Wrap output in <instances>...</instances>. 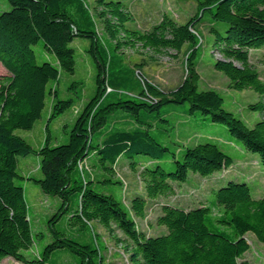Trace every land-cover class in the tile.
Returning a JSON list of instances; mask_svg holds the SVG:
<instances>
[{"label": "trees", "instance_id": "16d2710c", "mask_svg": "<svg viewBox=\"0 0 264 264\" xmlns=\"http://www.w3.org/2000/svg\"><path fill=\"white\" fill-rule=\"evenodd\" d=\"M126 1H95L103 35L86 0H8L11 8L0 11V63L7 70L0 77V264L7 257L25 264H58L62 251L76 254V264H101L99 250L82 234L92 222L124 245L132 264H249L244 259L251 249L247 234L264 243V197H255L247 180L214 188V199L196 207L162 203L156 219L167 228L162 234L147 235L137 221L147 217L150 202L175 196L191 173L210 177L234 165L236 158L213 138L189 133L198 121L227 126L233 148L242 144L264 167V81L251 61L252 50L264 49V0H202L200 11L187 22L165 13L144 32L129 27L133 16ZM205 22L215 69L229 78L230 88L259 95L245 109L260 114L253 126L226 108L221 92L199 87L200 27ZM78 37L90 41L96 91L68 140L54 144L49 123L74 101L59 98L53 84L63 72L75 74L71 43ZM40 42L54 61H39L35 45ZM139 46L178 53L188 46V76L170 90L154 85L124 57V49ZM50 96L54 104L47 137L36 148L17 131L34 128ZM29 155L40 157L43 176L35 183L62 200L51 219L53 240L36 258L25 253L36 239L25 187L18 182L19 157ZM170 159L173 167L168 169L163 162ZM125 161L134 171L140 167L144 187V194H135L130 204L113 188L124 187L117 176ZM93 170L100 173L93 176Z\"/></svg>", "mask_w": 264, "mask_h": 264}, {"label": "rangeland", "instance_id": "374dc122", "mask_svg": "<svg viewBox=\"0 0 264 264\" xmlns=\"http://www.w3.org/2000/svg\"><path fill=\"white\" fill-rule=\"evenodd\" d=\"M89 6L94 10L96 0H86ZM202 0H127L128 11L133 16L129 22V27L135 28L142 32L152 29L160 23L163 14L171 15L177 22L185 23L200 11ZM11 5L8 0H0V11L10 9ZM95 11V10H94ZM97 31L100 35L104 34V28L96 13ZM208 23L205 22L200 27L203 34L201 47V56L197 66L200 73L199 87L201 90H217L225 95L226 108L235 112V114L245 120H248L250 126L254 125V120L260 117L258 113H249L245 110L250 102L257 101L259 95L251 89L243 91L234 90L229 87V78L221 71L214 67V59L211 55V36L207 30ZM71 46L76 51V72L70 74L63 72L60 80L53 84L56 88L59 98L72 99L73 106L59 115L49 123V117L52 112L54 98L50 96L47 100V106L43 111L42 118L39 119L32 130H18L17 132L35 145L41 148L47 137L46 127L49 123L52 142L54 144L68 140L69 132L76 121V118L95 94L97 66L94 56L91 54L89 39L78 37ZM35 50L40 62L44 58L54 61V58L43 49V42L35 45ZM190 48L185 47L178 53L173 49H166L162 52H156L144 47L124 49V57L127 63L135 68L138 74H144L154 85L170 90L178 86L187 76L186 61L190 53ZM214 57L220 58L219 54ZM252 64L258 69L261 79L264 81V49L251 51ZM7 70L0 63V77L6 74ZM124 119L130 120L124 112L121 113ZM189 133L199 132L206 135L221 145V147L230 155L236 158L233 166L222 172L216 173L210 177H203L200 174L191 173L190 179L183 186H177V194L169 199L159 198L150 202L148 206L147 217L137 219L139 229L147 235L155 236L167 231L166 226H159L156 223L157 216L161 213V204L170 202L184 208L196 207L202 202L214 199L212 190L226 184L230 180L244 181L247 180L253 190L255 197H264V167L261 165L259 156L248 153L241 147L233 148L229 142L232 138L229 128L225 125L213 123L211 121H198L187 130ZM172 140L177 139V130L173 132ZM170 142L174 148L176 146ZM256 155V156H255ZM126 155L123 156L126 159ZM163 162L166 168L171 169V162ZM90 166H92L90 162ZM83 167L84 166L83 164ZM91 168H87V170ZM139 171H134L128 166V162H122L118 168L117 178L122 181L124 187L119 184L113 185V188L120 198H124L130 204L131 198L135 194H144L143 183L139 176ZM19 172L21 178L18 182L25 187L26 199L29 206V215L32 222L33 233L36 239L35 245L26 255L29 258L39 257L44 251L46 245L53 240L51 232V219L62 206L61 198L56 194H49L35 183L34 178L43 176L41 172L40 157L29 155L28 157H19ZM93 176L100 173L93 170ZM122 236L121 232H118ZM85 241H90L93 246L99 250L101 264H132L130 253L124 245L118 244L111 236L109 231L98 222L89 224L87 230L82 231ZM251 249L244 255V259L249 264H264V243L260 242L254 233L247 234ZM61 262L58 264H76L77 257L74 253L62 251L60 253ZM4 264H25L13 257H7Z\"/></svg>", "mask_w": 264, "mask_h": 264}, {"label": "built area", "instance_id": "2783aa9c", "mask_svg": "<svg viewBox=\"0 0 264 264\" xmlns=\"http://www.w3.org/2000/svg\"><path fill=\"white\" fill-rule=\"evenodd\" d=\"M112 89L109 88V91H111Z\"/></svg>", "mask_w": 264, "mask_h": 264}]
</instances>
